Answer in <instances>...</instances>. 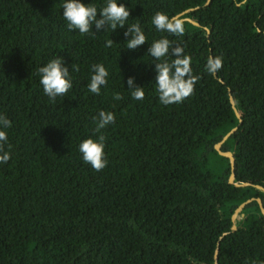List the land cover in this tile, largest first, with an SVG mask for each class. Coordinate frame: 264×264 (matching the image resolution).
Listing matches in <instances>:
<instances>
[{"label": "trees", "instance_id": "obj_1", "mask_svg": "<svg viewBox=\"0 0 264 264\" xmlns=\"http://www.w3.org/2000/svg\"><path fill=\"white\" fill-rule=\"evenodd\" d=\"M63 2L0 0V115L12 122L11 158L0 163V264H215L222 236L218 264H264V0H117L148 39L136 50L125 48L127 25L69 30ZM157 11L200 24L161 33ZM162 37L183 47L199 77L179 104H161L156 91L147 51ZM58 56L78 70L53 101L38 70ZM209 56L223 60L215 76ZM95 64L109 72L99 95L88 89ZM129 76L143 100L131 97ZM101 110L115 123L102 130L108 163L95 171L79 144L98 137ZM235 126L222 145L235 156L231 182V159L215 144Z\"/></svg>", "mask_w": 264, "mask_h": 264}, {"label": "clouds", "instance_id": "obj_2", "mask_svg": "<svg viewBox=\"0 0 264 264\" xmlns=\"http://www.w3.org/2000/svg\"><path fill=\"white\" fill-rule=\"evenodd\" d=\"M247 0H240L236 7H243ZM63 17L67 21L69 30H78L81 35L95 34L111 29L115 31L118 27L124 28L126 46L128 50H136L148 42L139 23L128 24L130 9L124 3L117 0H104L102 6L94 3H84L83 0H64L62 4ZM187 19L183 18V13L169 16L165 12L157 11L152 17V24L161 33L182 36L185 33ZM95 29V30H94ZM115 41L109 39L105 46L111 47ZM147 54L152 58L155 65V86L159 100L163 105H173L182 103L195 91V85L199 80L193 74L191 67V57L184 53V49L179 44H173L167 37L154 40L150 43ZM172 57L171 62L166 59ZM223 67V60L219 56H209L205 65L206 71L215 76ZM78 70L72 64L71 69L64 63L63 57H56L46 65L39 68L40 84L43 92L53 101L57 97H65L73 87L70 71ZM109 72L103 64L93 65V74L88 85L91 93L99 95L102 87L108 82ZM128 91L135 100H143L145 92L143 86L135 84V77L129 76L127 79ZM114 100L123 99L120 93H116ZM95 122V133L99 134L96 139L91 137L84 139L79 144V152L82 154L84 163L89 164L95 171H102L107 166L105 154V136L102 130L108 125L115 123V114L110 111H99L93 117ZM11 121L0 115V163L10 160V151L5 150L8 142L6 129L11 127ZM10 147V145H9Z\"/></svg>", "mask_w": 264, "mask_h": 264}, {"label": "water", "instance_id": "obj_3", "mask_svg": "<svg viewBox=\"0 0 264 264\" xmlns=\"http://www.w3.org/2000/svg\"><path fill=\"white\" fill-rule=\"evenodd\" d=\"M191 8H188L186 11L190 10ZM185 19H189L191 20L192 22L196 23V24H200V22L192 19L191 17H183ZM230 99H231V102H232V105L237 113V115L241 118V114L240 112L238 111V108L236 106V103H235V99H234V96L230 95ZM238 128V126H235L234 128H232L229 132H227L224 137L215 144V147L218 149V151L223 154V155H226V156H229L230 159H231V168H232V172H231V175H230V181L233 182L234 179H235V156L233 154V152L231 150H222V145L223 143L225 142V140H227L235 131L236 129ZM250 182H243L241 184H249ZM257 187H260V188H263L264 189V186H262L261 184H256ZM254 199V197L252 198H249L248 200L242 202L236 209H235V212L233 213L232 215V219L234 221V224L232 226V230L233 229H236L237 225L235 223L236 219H237V216H238V213L242 211V209L249 203L251 202L252 200ZM256 199L258 200V202L260 203V206H261V209L264 213V204H263V201H262V198L261 197H256ZM226 233H229V232H225ZM223 237V236H222ZM222 237H220V239L218 240L217 242V245H216V249H215V254H214V257H215V264H218V260H219V250H220V243H221V239Z\"/></svg>", "mask_w": 264, "mask_h": 264}]
</instances>
